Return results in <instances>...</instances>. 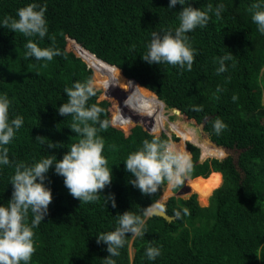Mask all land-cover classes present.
I'll return each mask as SVG.
<instances>
[{
	"label": "trees",
	"instance_id": "1",
	"mask_svg": "<svg viewBox=\"0 0 264 264\" xmlns=\"http://www.w3.org/2000/svg\"><path fill=\"white\" fill-rule=\"evenodd\" d=\"M30 3L47 6L43 39L0 26V96L10 101V121L23 117L6 145L10 164H0V206L11 199L16 163L32 165L52 155L60 160L80 139L70 129L73 117L58 114L67 102L65 88L77 81L91 80L106 97L88 103L103 108L101 119L109 121L98 135L112 182L98 201L81 203L53 165L45 180L53 199L48 215L33 229L36 251L28 264H103L109 253L96 236L114 231L118 214L125 211L142 216L145 235L128 234L120 255L113 257L116 264H264V34L252 21V5L264 0H186L171 9L170 0H0V23L5 16L16 18L17 10ZM209 4L213 9L223 4L224 10L220 18L210 13L207 26L187 33L196 50L191 71L141 59L154 31L174 32L184 6L206 10ZM28 39L41 48L52 47L54 39L61 55L51 61L26 58ZM229 52L233 58L218 74L217 58ZM162 102L179 108L177 120L165 119L164 130L176 131L173 143L188 153L186 141L192 143H187L194 164L189 175L204 176L186 181L194 180L192 189L193 183L207 182L196 196L169 195L164 210L174 217L168 221L157 214L143 216L164 184L156 194L143 195L128 183L135 177L124 164L145 139L167 138L156 119L127 106L155 116L164 114ZM197 106L202 110L194 111ZM184 113L198 122L205 118L203 127L210 134ZM217 118L227 125L219 135L213 130ZM51 142L61 146L49 148ZM232 146L239 148L235 161ZM198 147L203 155L222 157L200 158ZM108 194H114L115 208L105 204ZM32 218L29 211L25 222L31 225ZM149 246L160 249L155 260L145 254Z\"/></svg>",
	"mask_w": 264,
	"mask_h": 264
},
{
	"label": "clouds",
	"instance_id": "2",
	"mask_svg": "<svg viewBox=\"0 0 264 264\" xmlns=\"http://www.w3.org/2000/svg\"><path fill=\"white\" fill-rule=\"evenodd\" d=\"M177 4L186 5V0H170L169 8H174ZM46 8V5L30 3L17 10L16 18L5 16L0 26L11 32L21 33L28 38L38 36L43 39L48 33L45 19ZM252 8L255 9L252 21L258 26V31L264 34V3H255ZM223 10V4L218 5L215 9L209 4L206 10L190 5L184 6L179 11V25L174 29V32L168 30L161 34V32L154 31L151 41L147 45V51L141 59L149 65L168 63L173 66L179 65L181 70H184L186 66V70L191 71L196 50L192 47L187 33L192 32L197 26H207L210 13L220 18ZM54 45V39L53 46L46 48H41L32 39H28L25 44L26 58L33 57L38 61H51L55 56L61 55V51ZM232 58L231 52L217 58L218 74L227 70L225 62ZM64 91L67 95V102L58 108V114L73 117L70 129L80 139L71 144L69 151L60 160L52 155L32 165H27L24 162L15 164V172L10 180L13 186L11 199L6 205L0 206V264H21L22 261L24 264H28L36 251L33 229L38 227L48 215L49 205L53 197L51 189L45 186V180L46 174L53 165H55V174L63 177L64 186L68 189L69 194L81 203L98 201L102 190L112 182V170L109 169L108 160L103 155L104 140L98 135L99 130H107L109 121L101 119L104 112L103 108L97 104L89 105L88 103L90 98L96 94L93 82L91 80L77 81L71 87L65 88ZM232 99L235 101L237 97L233 96ZM9 106L8 97L6 95L0 96V164L2 165L10 164L9 150L6 145L12 141L16 131L23 125V117L21 116L9 120ZM164 107L167 106L164 104ZM193 110L201 111L202 107L197 106ZM226 127L227 125L219 118L214 121L213 130L217 135ZM203 129L209 132L204 127ZM36 138L40 139L41 137ZM59 146L61 145L48 143L49 148ZM186 148L189 153L168 140H162L158 137H153L151 140L145 139L142 146L130 153L124 161L125 170L135 177L128 183L138 188L143 195L151 196L156 194L163 184L162 188L166 183L180 186L184 178L204 177L202 175H189L194 164L187 143ZM237 150L233 155H230L233 157ZM198 156L201 158L213 155H203L199 148ZM194 193L196 196V192ZM103 197L106 205L111 203L112 208L116 207L114 194ZM167 198L158 201V204H163ZM157 199L158 197L152 203L154 204ZM29 211L33 217L31 225L25 222ZM146 212L147 209L144 212V217H146ZM183 212L185 215L189 214L186 208ZM175 215L179 217L180 212L177 211ZM117 223L118 226L114 231L96 236L98 245L101 243L107 245L106 250L109 255L104 258L103 264H116L113 257L120 255L119 249L125 245L128 234L137 237L145 235V220L141 215L134 214L132 211L118 214ZM145 254L148 259L155 260L160 255V249L149 246Z\"/></svg>",
	"mask_w": 264,
	"mask_h": 264
},
{
	"label": "rangeland",
	"instance_id": "3",
	"mask_svg": "<svg viewBox=\"0 0 264 264\" xmlns=\"http://www.w3.org/2000/svg\"><path fill=\"white\" fill-rule=\"evenodd\" d=\"M113 75H114V73H113ZM92 77V76H91ZM119 87H120V90L122 89V83L120 84V85H118ZM95 88V92H96V94L93 96V97H91V101L93 102V103H97L98 101H102V100H104V98H106L105 96H103V95H101V92H100V90L99 89H97L96 87H94ZM144 97V96H143ZM125 103H126V101H125ZM128 107V109L130 110V111H132L133 113H135V114H138V113H145V114H147V115H149V116H151L152 118H154V119H156L157 120V122L159 123V125L161 126V128L163 129V131L167 134V138L166 137H162V138H164L165 140H168L169 142H176L177 141V137L175 136L176 134V131H173V132H170V134H168L165 130H164V128H165V126H167L166 125V117L168 116V118L170 119V120H174V119H176L177 120V115L178 114H175V113H173L174 115H172L170 112H169V108L168 107H164L165 109H164V114H154L155 116H152V115H150V114H148L147 112H145V111H136V110H132L129 106H127ZM160 119V120H159ZM195 124H196V122H194ZM151 134H155V135H158V132H156V133H151ZM232 149H233V153L235 152V150H237V148L236 147H234V146H232L231 147ZM233 153H232V155H233ZM215 156H218V155H215ZM200 159V158H199ZM195 178V177H194ZM194 180H189V181H186V178H184V180H183V183L180 185V186H175V187H173L172 188V186L173 185H170V184H168V183H166L165 184V186H164V188H162L161 189V194H160V196H159V198L157 199V201L152 205V206H156L157 204H158V201H162V200H164L165 198H167V196H169V195H173V196H176V197H187L191 192H196V190H199V191H203V188H205V185L207 184V182H203L204 181V179H203V181H201V182H199V183H193V186L194 187H196V188H194V189H192V182H193ZM220 184V180H219V183H217V185H219ZM217 185H215V186H213V187H216ZM212 187V186H211ZM212 187V188H213ZM212 188H210V189H212ZM177 189V190H176ZM210 191V190H209ZM165 192V193H164ZM209 193V192H208ZM196 195H197V192H196ZM207 196H208V194H207ZM198 204H199V201L197 202ZM207 203V199H206V202L204 203V204H200V205H205ZM147 213V212H146ZM131 238H132V236H129V242H128V251H129V256H131V254H132V251H133V248H132V246H131V242H130V240H131Z\"/></svg>",
	"mask_w": 264,
	"mask_h": 264
},
{
	"label": "water",
	"instance_id": "4",
	"mask_svg": "<svg viewBox=\"0 0 264 264\" xmlns=\"http://www.w3.org/2000/svg\"><path fill=\"white\" fill-rule=\"evenodd\" d=\"M120 70V69H119ZM121 72V70H120ZM122 74V72H121ZM146 88V87H145ZM148 89V88H147ZM150 90V89H149ZM153 92V91H152ZM154 93V92H153ZM155 94V93H154ZM156 95V94H155ZM157 98V96H156ZM172 106V107H171ZM168 108H170V110L173 111V113L175 114H178V110L179 108L176 107V106H173V105H167ZM186 116V115H185ZM187 117V116H186ZM188 118V117H187ZM193 119V118H191ZM204 119L203 118L202 120H200L199 122H196L195 119H193L194 122H196V124H198L202 129H203V124H204ZM184 142V140L182 141ZM189 141H186V143H188ZM237 153V152H236ZM214 156V155H213ZM224 156V155H223ZM218 157V156H217ZM222 157V156H220ZM235 157H236V154L232 157V160L235 161ZM211 191V190H210ZM209 191V193H210ZM153 204V203H152ZM152 204L149 206V208L147 209V214L145 216H149V215H152V214H157V215H160L162 216L163 218H165L167 221L172 219L174 217V215H170L168 213H166V211L164 210V204H157L156 206H152Z\"/></svg>",
	"mask_w": 264,
	"mask_h": 264
},
{
	"label": "bare ground",
	"instance_id": "5",
	"mask_svg": "<svg viewBox=\"0 0 264 264\" xmlns=\"http://www.w3.org/2000/svg\"><path fill=\"white\" fill-rule=\"evenodd\" d=\"M141 93V92H140ZM127 105V104H126ZM178 112H179V110H178ZM178 116H179V113H178ZM173 143V142H172ZM174 144V143H173Z\"/></svg>",
	"mask_w": 264,
	"mask_h": 264
}]
</instances>
